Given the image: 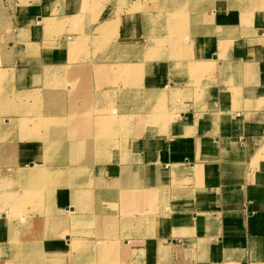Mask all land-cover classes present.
Returning <instances> with one entry per match:
<instances>
[{"label": "crops", "instance_id": "0c3cea01", "mask_svg": "<svg viewBox=\"0 0 264 264\" xmlns=\"http://www.w3.org/2000/svg\"><path fill=\"white\" fill-rule=\"evenodd\" d=\"M0 38V124L48 123L0 133L41 193L0 264H264V0H0Z\"/></svg>", "mask_w": 264, "mask_h": 264}, {"label": "rangeland", "instance_id": "374dc122", "mask_svg": "<svg viewBox=\"0 0 264 264\" xmlns=\"http://www.w3.org/2000/svg\"><path fill=\"white\" fill-rule=\"evenodd\" d=\"M44 23L41 25H43V31L44 33H51L52 30H54L57 26H58V23L56 22H53L52 20H48V21H43ZM71 23H76L75 21L71 22ZM40 25V23H38ZM11 29H7L6 33L9 34L11 31ZM5 40L1 39L0 38V43H4ZM141 65V64H139ZM126 66V65H125ZM130 66H135V65H130ZM122 66L118 67V73H120V76H119V80L122 79V75H124V73H128L130 71V69H124V68H121ZM140 67H137L135 66L133 69H131V73L134 69H137L136 71H134L132 74L134 75H137L139 72H140ZM103 73L106 72L109 74V72H111V68H103L102 69ZM128 71V72H127ZM99 72V71H98ZM113 72V70H112ZM4 74L3 73H0V81L3 80V76ZM5 78V77H4ZM122 83H123V86L125 85L124 81L120 80ZM118 81V82H120ZM118 82L115 83V84H112L114 90H117L116 88V85H118ZM68 84H66L67 87H71L70 88V92H74L75 90V87L76 85L74 84H70V82H67ZM103 83V81L101 82ZM65 86V84H64ZM105 106L104 109H103V114L105 115H110L111 112H112V104L110 103L109 100L107 101H104ZM89 107H91L89 105ZM26 111H30L32 112V108L30 109H27ZM104 121V120H103ZM1 123V122H0ZM47 120L46 118L42 117V116H37V118L33 117L32 115H30V117H26L24 120L21 119L20 121H15V120H10L8 121V124L4 126H2L0 124V133L4 134V133H11L12 131H18L20 130V134L21 133H26L27 134V138L30 137L29 136V133H32L33 135H38L39 136V139H46V133L45 135H42L40 134V132L38 130L40 129H45V126L47 125ZM40 135H42L40 137ZM23 138H26V137H23ZM42 144V147H44V151H45V155L47 153V151L51 150L52 148V145L48 144L47 142H43L41 143ZM38 170H41L38 171ZM48 170L45 169V167H43L42 165H35V167H32V168H27V169H22V170H19V177H25V176H33L35 174L36 177H40L41 175L45 176L46 175V172ZM81 170L77 169V168H71V169H68V172L69 174L72 176H78L79 175V172ZM63 172L64 170H61L59 169L58 170H55V171H51L49 172V176L51 177V174H55L57 177H60L61 175H63ZM67 173V169L65 171ZM8 174H11V173H8ZM47 176V175H46ZM13 177H12V174L11 175H7V173H5L4 171L1 172L0 171V195L2 196H10L12 197L13 199H16V202L14 205L12 206H5L2 204V202L0 201V217L1 215H3L4 217L2 218L3 221L7 222V223H11L12 222V218H14L17 222H22L24 223L25 220H26V217L29 216V213L28 212H18V209L19 207H21L22 205H24V203H26L27 201H30L31 199H36L37 198V195L39 197V195H41L40 192L38 193H31L30 190L24 188V187H21L23 188V192L21 191L20 195L19 193H17L16 191H14L12 188L13 186L15 185V182L12 181ZM12 189V190H11ZM19 195V196H18ZM34 196V197H33ZM19 199H22V202L19 201ZM11 208H14V209H11ZM80 246V241L79 240H72L71 241V249H78Z\"/></svg>", "mask_w": 264, "mask_h": 264}, {"label": "bare ground", "instance_id": "6f19581e", "mask_svg": "<svg viewBox=\"0 0 264 264\" xmlns=\"http://www.w3.org/2000/svg\"><path fill=\"white\" fill-rule=\"evenodd\" d=\"M135 66H137V67H140V66H142V65H135ZM135 66H130V65H126V66H122L121 68H124V69H130V72H131V69H133ZM137 69H134L133 71H132V73L134 72V71H136ZM128 72V71H127ZM143 85V84H142ZM105 95V94H104ZM103 95V96H104ZM139 95V94H138ZM102 97V96H101ZM20 136H23V137H27V134L26 133H21L20 134ZM29 136L30 137H32V136H34L32 133H29ZM39 137V136H38ZM65 140V139H64ZM60 143H62V142H60ZM42 146V145H41ZM59 148V147H58ZM103 148V149H102ZM98 151H104V147H101V148H98L97 149ZM86 152V151H85ZM101 152V153H102ZM95 153H97V152H95ZM97 156H98V154H96ZM96 160H97V158H96ZM96 162V161H95ZM30 168H32V166L30 167ZM38 171H40L41 172V170H38ZM77 190V189H76ZM79 190V189H78ZM89 191V190H88ZM19 201L20 202H22V199H19ZM2 202V204L3 205H5V206H12V205H14L15 204V202H16V199H13L12 197H10V196H3V200L1 201ZM11 209H14V208H11ZM61 223V222H60Z\"/></svg>", "mask_w": 264, "mask_h": 264}]
</instances>
